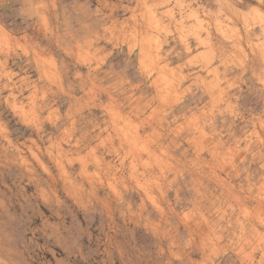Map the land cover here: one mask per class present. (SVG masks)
<instances>
[{
	"label": "clouds",
	"instance_id": "1",
	"mask_svg": "<svg viewBox=\"0 0 264 264\" xmlns=\"http://www.w3.org/2000/svg\"><path fill=\"white\" fill-rule=\"evenodd\" d=\"M0 264H264V0H0Z\"/></svg>",
	"mask_w": 264,
	"mask_h": 264
}]
</instances>
